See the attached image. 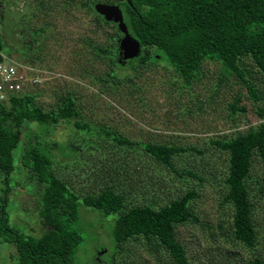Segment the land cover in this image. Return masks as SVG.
Masks as SVG:
<instances>
[{
    "label": "rangeland",
    "instance_id": "obj_1",
    "mask_svg": "<svg viewBox=\"0 0 264 264\" xmlns=\"http://www.w3.org/2000/svg\"><path fill=\"white\" fill-rule=\"evenodd\" d=\"M123 1L0 0L1 53L9 61L31 64L51 74L49 78L47 73L45 83L23 94L32 95L33 104L45 112L55 111L60 98L70 96L79 114L44 129L35 122L23 125L22 144L14 152L16 170L7 185L9 229L24 239L39 238L46 230L39 215L44 186L22 159L23 150L41 140L59 145L51 149L54 172L80 198L112 187L126 194L127 206L152 204L157 208L186 190L195 191L191 206L197 221L174 227L175 239L191 264H240L254 256L264 259V192L254 190L255 249L234 246L231 211L223 201L227 154L212 145L214 140L243 133L261 122L257 111L264 107V76L250 58L240 61L245 80L259 96L254 99L239 76L223 77L219 64L210 61L202 64L199 79L190 85L164 62L113 66L109 56L98 49L117 47L120 34L111 25H98L86 4ZM113 70L115 80L109 77ZM75 121L94 129L80 132ZM101 129L140 145L118 150ZM69 141L77 147L74 152L62 150ZM142 144L182 149L172 158L174 171L156 166ZM261 175V165L254 158L249 181L255 188L261 185ZM4 187L0 178V194ZM114 218L79 206L75 225L82 241L74 253V264H91L95 257L106 260L101 249L114 247ZM220 224L222 230H218ZM16 256L13 244L0 242V264H16ZM168 257L164 248L149 249L137 239L126 242L117 262L175 264Z\"/></svg>",
    "mask_w": 264,
    "mask_h": 264
},
{
    "label": "trees",
    "instance_id": "obj_2",
    "mask_svg": "<svg viewBox=\"0 0 264 264\" xmlns=\"http://www.w3.org/2000/svg\"><path fill=\"white\" fill-rule=\"evenodd\" d=\"M129 1L130 4L124 0L117 5L122 11L128 33L140 43L141 53L137 58L128 60L127 67L136 63L142 66L164 62L178 79L190 85L199 79L202 64L210 61L219 64L223 77L236 74L244 82L248 95L254 99L259 97L252 83L245 80V72L241 71L239 63L250 58L264 76V0ZM96 3L86 4L88 12L94 15L98 25H111L121 37L116 24L105 21L95 12ZM98 50L109 56L110 64L121 66L118 45ZM113 72L109 74L111 80H115ZM7 102V105L0 102V178L6 185L0 194V242L16 247V264H74V253L82 241L80 229L75 225L79 206L98 210L103 217H115L113 249L102 248L106 260L95 257L91 264H120L117 256L126 242L137 239L143 240L149 249L164 248L169 254L168 259L175 264H191L184 247L175 239L174 227L197 221L191 206L196 197L195 191L186 190L182 196L157 208L152 204L127 206L126 194L112 187H104L80 198L54 172L51 149L53 146L59 148V145L37 140L39 134L35 135L37 142L30 143L23 150L22 159L32 176L44 186L39 215L46 230L36 239L20 238L11 232L6 210L10 191L7 185L16 170L14 152L22 144L23 125L35 122L44 129L58 124L60 120L78 118L79 114L70 96L61 97L57 109L48 112L33 104L32 95L18 93ZM239 102L240 98H237L235 104ZM257 116L261 119L257 126L227 139L212 141L213 146L227 154L223 201L231 211L230 241L234 246L250 251L257 243L254 224L256 195L257 192H264V107L258 109ZM74 127L88 133L94 129L79 121L74 122ZM101 130L111 136L112 146L118 150L140 145L114 131ZM141 147L156 166L163 165L172 171L173 156L183 151L164 144H142ZM73 149H77L73 141L62 147V150L71 152L75 151ZM254 158L262 168L261 185L256 188L249 181ZM218 230H222L221 224ZM8 235L12 238L8 239ZM240 264H264V259L254 256Z\"/></svg>",
    "mask_w": 264,
    "mask_h": 264
},
{
    "label": "built area",
    "instance_id": "obj_3",
    "mask_svg": "<svg viewBox=\"0 0 264 264\" xmlns=\"http://www.w3.org/2000/svg\"><path fill=\"white\" fill-rule=\"evenodd\" d=\"M47 73L31 64L9 61L0 51V102H7L14 95L45 83Z\"/></svg>",
    "mask_w": 264,
    "mask_h": 264
},
{
    "label": "water",
    "instance_id": "obj_4",
    "mask_svg": "<svg viewBox=\"0 0 264 264\" xmlns=\"http://www.w3.org/2000/svg\"><path fill=\"white\" fill-rule=\"evenodd\" d=\"M130 4L129 0H126ZM94 10L107 22L116 24L122 36L118 40L119 63L137 58L141 53L140 43L130 36L118 5L96 3Z\"/></svg>",
    "mask_w": 264,
    "mask_h": 264
},
{
    "label": "flooded vegetation",
    "instance_id": "obj_5",
    "mask_svg": "<svg viewBox=\"0 0 264 264\" xmlns=\"http://www.w3.org/2000/svg\"><path fill=\"white\" fill-rule=\"evenodd\" d=\"M122 64H127V61L124 63V62H122ZM99 253V252H98Z\"/></svg>",
    "mask_w": 264,
    "mask_h": 264
}]
</instances>
